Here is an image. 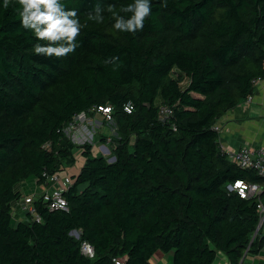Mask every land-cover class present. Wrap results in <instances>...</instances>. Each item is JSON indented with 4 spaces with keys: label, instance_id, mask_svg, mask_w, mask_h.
<instances>
[{
    "label": "trees",
    "instance_id": "trees-1",
    "mask_svg": "<svg viewBox=\"0 0 264 264\" xmlns=\"http://www.w3.org/2000/svg\"><path fill=\"white\" fill-rule=\"evenodd\" d=\"M63 2L87 26L73 53L49 58L33 51L38 41L15 0L7 9L0 0V264H149L156 251L168 264H213L218 254L264 264L256 229L264 181L230 162L212 129L264 79V0H151L135 34L115 30L107 11L103 23L87 20L97 4L119 12L133 0ZM102 108L115 126L111 162L63 134L74 117ZM76 152L66 211L40 197L38 221L11 211L23 185L61 173ZM236 180L261 190L241 198L225 187Z\"/></svg>",
    "mask_w": 264,
    "mask_h": 264
},
{
    "label": "clouds",
    "instance_id": "clouds-1",
    "mask_svg": "<svg viewBox=\"0 0 264 264\" xmlns=\"http://www.w3.org/2000/svg\"><path fill=\"white\" fill-rule=\"evenodd\" d=\"M15 2L19 5L17 12L21 26L31 30L38 41L33 47L35 54L62 58L73 53L79 46L77 40L87 22L82 24L77 10L67 8L63 0H15ZM11 3L12 0H4L3 7L7 9ZM105 11L112 14L115 30L135 34L144 29L145 21L152 14V5L151 0H133L131 4L117 12L114 5L104 9L97 4L93 10L94 14L89 13L87 20L97 24L103 23ZM117 59L112 57L105 60V63H115Z\"/></svg>",
    "mask_w": 264,
    "mask_h": 264
},
{
    "label": "built area",
    "instance_id": "built-area-1",
    "mask_svg": "<svg viewBox=\"0 0 264 264\" xmlns=\"http://www.w3.org/2000/svg\"><path fill=\"white\" fill-rule=\"evenodd\" d=\"M264 81V79L256 78L253 80V85L256 87L258 83ZM251 100V95H248L245 100L241 103H247ZM101 111L105 114V117L108 118L109 111L108 108H102ZM169 109L166 106H159L157 109V114L160 119H163L168 116ZM212 129L219 133V123L216 122L213 124ZM220 147V146H219ZM220 149L225 152L227 159L235 164L236 166L243 169H253L256 174L261 177L264 181V144L256 146L242 145L237 148H223ZM42 181L37 183V178H34L31 181V187L34 189L39 186H42L43 189L40 191L31 190L29 193L22 191L21 195L11 206V211H18L20 213L27 212L29 213L31 219L38 221L39 218L36 215L32 202L35 197H40L41 200L45 203L48 209H58L61 211L67 210V205L62 192L70 185L71 181L67 175H62L61 173L53 174H41ZM226 189L228 191H234L241 198H246L258 194L261 190L260 186L255 183L245 182L241 180H236L232 184H226ZM36 193V196L34 194ZM258 221L256 229H259L262 235H264V202L261 200L257 201L256 204ZM80 252L87 256L92 257L93 249L92 246L82 241L80 243ZM262 260L264 262V243L261 247ZM252 260V259H250ZM113 264H120L119 261L113 259Z\"/></svg>",
    "mask_w": 264,
    "mask_h": 264
},
{
    "label": "crops",
    "instance_id": "crops-1",
    "mask_svg": "<svg viewBox=\"0 0 264 264\" xmlns=\"http://www.w3.org/2000/svg\"><path fill=\"white\" fill-rule=\"evenodd\" d=\"M219 146L223 148H237L242 145L256 146L264 144V81L254 87L251 100L238 104L219 120ZM19 219V214L16 215ZM19 216V217H18ZM167 254L156 251L149 260V264H168ZM259 259L262 260L260 253ZM213 264H228L218 254Z\"/></svg>",
    "mask_w": 264,
    "mask_h": 264
},
{
    "label": "rangeland",
    "instance_id": "rangeland-1",
    "mask_svg": "<svg viewBox=\"0 0 264 264\" xmlns=\"http://www.w3.org/2000/svg\"><path fill=\"white\" fill-rule=\"evenodd\" d=\"M63 134L76 146L83 143L89 144L91 146V155L100 154L107 160L111 158L109 153L111 148L109 139L115 136V126L111 120L105 117L102 111L94 112L93 114L77 115L73 118V121L63 129ZM262 134L264 135V128ZM101 137L105 138V142L101 141ZM74 158L75 161L73 165L65 167L61 172L62 175L69 176L76 173L82 163V157L76 152ZM31 188V190L37 191L43 189V187L39 185L35 189L33 187ZM22 190H28V193L31 191L24 185ZM34 196H36V193Z\"/></svg>",
    "mask_w": 264,
    "mask_h": 264
},
{
    "label": "water",
    "instance_id": "water-1",
    "mask_svg": "<svg viewBox=\"0 0 264 264\" xmlns=\"http://www.w3.org/2000/svg\"><path fill=\"white\" fill-rule=\"evenodd\" d=\"M79 116H80V114H79ZM113 160V157L111 156V158L109 159V160H107L108 162H111ZM72 233H73V235L75 236V237H77V234L75 233V232H73L72 231Z\"/></svg>",
    "mask_w": 264,
    "mask_h": 264
}]
</instances>
